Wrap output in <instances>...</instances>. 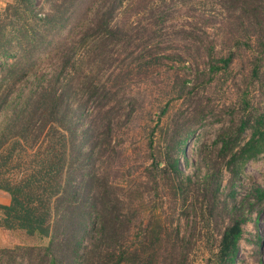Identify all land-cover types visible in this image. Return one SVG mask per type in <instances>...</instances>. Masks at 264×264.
I'll use <instances>...</instances> for the list:
<instances>
[{
	"label": "trees",
	"instance_id": "obj_1",
	"mask_svg": "<svg viewBox=\"0 0 264 264\" xmlns=\"http://www.w3.org/2000/svg\"><path fill=\"white\" fill-rule=\"evenodd\" d=\"M205 7L253 31L247 39L254 44L249 76L261 81L264 0H13L0 10V191L10 196L9 205H0V228L38 239L37 246L15 248L23 250L26 264H185L188 240L176 236L171 246L152 248L163 233L133 222L125 199L115 192L117 184L99 175L97 163L98 155L115 146L122 117L133 112H115L126 95L125 79L134 70L165 61L173 65L178 55L155 46L176 42L206 62L200 68L194 60L196 72L176 94V100L193 107L189 118L176 114L156 153L153 139L148 142L146 179L175 203L182 201V211L187 199H200L203 220L217 231L212 237L216 252L206 264H235L243 225L253 214L258 218L264 203L259 186L237 191L246 165L264 157V106L240 94L238 107L218 120L222 125L210 146L195 148L192 174L181 169V161L189 165L185 147L194 125L203 127L209 115L208 105L197 98L233 62V52L218 55L209 20L187 22L188 8ZM167 30L174 31L168 40ZM240 37L234 38L236 44ZM167 112L168 104L158 121ZM157 222L168 230L167 220ZM134 230L150 235L151 244L146 237L132 241ZM11 253L0 249V264H23Z\"/></svg>",
	"mask_w": 264,
	"mask_h": 264
},
{
	"label": "rangeland",
	"instance_id": "obj_2",
	"mask_svg": "<svg viewBox=\"0 0 264 264\" xmlns=\"http://www.w3.org/2000/svg\"><path fill=\"white\" fill-rule=\"evenodd\" d=\"M186 16H188V23H193L202 17L211 22L214 30L209 29L208 32L216 42V51L219 56H226L229 51L233 52V62L227 70L228 72L216 75L212 82L203 87L197 98V101L208 105L206 114L209 115H206L202 122L203 127L198 128L194 125L196 132L185 147V157L189 165L186 167L184 161H181V169L187 174H192L198 158L195 150L202 143L207 148L210 146L215 132L222 125V122L218 120H223V113L234 111L233 108L238 107L237 101L240 94L246 93L248 99H251L253 103L264 106V74L261 76V81L250 78L254 44L253 42L248 43L247 39L253 31H244L235 26L233 24L235 17L227 13H214L210 7L194 10L188 8ZM172 31H164V34H167L166 40ZM236 37L241 38L238 44L234 40ZM248 44L250 46L253 44L252 48L248 47ZM161 48H165L161 52L178 55V59L173 60V65L170 61H165L167 63L157 67L143 71L134 70L132 75L125 79L123 85L126 95L123 98L122 107L115 112L121 116L128 110L132 109L133 112L128 117L123 116L118 123L114 133L115 146L112 150L109 149L106 153L98 155L99 175H102L105 180L117 184L115 192L120 198L125 199V210L135 224L142 221V227L145 228L147 225L150 232L161 230L159 232L163 233V238L159 243L154 241L155 244L152 248L169 247L177 236L180 240H188L184 244L188 254L185 264H206L208 258L216 252L212 237L217 231L212 232V226L208 227L206 221L203 220L199 211L200 199L197 198L193 202L187 199L185 209L182 211V201L175 203L171 195L169 196L162 189L156 190L155 186L151 184V179L149 177L148 180L146 179L149 176L147 169L151 167L148 142L153 139V149L156 153L163 143L166 131L169 130L170 121L175 119L176 114L181 112L183 113L182 119L189 118L193 107H186L182 104V100H176V94L184 81L191 80L192 75L196 72L194 60H197L200 68H204L203 63L206 62V59L202 54L196 56L190 54L181 42L155 46L157 50ZM128 62H131V59H127ZM117 66H119L118 63ZM166 104H168V112L161 117V121H158L159 113ZM244 175V178L238 183L243 187L240 189L238 186L237 191L244 192L251 186H259L264 189V157L256 162H249ZM226 181L227 173L224 172L221 188H226ZM106 194L111 199L115 197L111 193ZM190 204H195L193 207H196L195 220ZM261 209L257 219L253 214L250 221L243 225L244 232L239 242V253L235 264H264V203ZM152 216L156 218L152 219ZM158 218L160 221L167 220L168 224L173 227L169 225L166 230L162 224L157 222ZM193 226L195 229L191 230ZM176 229L178 233H176ZM143 237H146V240L149 238L147 244L149 245V242L151 244L150 235L140 236L139 231H132V241L137 243ZM38 244L39 241L35 236H28L22 230L0 228V249L12 250L11 254L14 256L15 262L26 264L22 257L23 250L15 248L37 246ZM44 244L45 242H42L41 245ZM176 244H180L178 240ZM148 245H146L147 248ZM152 248L150 247L148 250ZM147 264L153 263L148 260Z\"/></svg>",
	"mask_w": 264,
	"mask_h": 264
},
{
	"label": "crops",
	"instance_id": "obj_3",
	"mask_svg": "<svg viewBox=\"0 0 264 264\" xmlns=\"http://www.w3.org/2000/svg\"><path fill=\"white\" fill-rule=\"evenodd\" d=\"M13 0H0V10L3 9L6 4L12 2ZM10 203V196L3 192V191H0V205H3V206H6V205H9Z\"/></svg>",
	"mask_w": 264,
	"mask_h": 264
}]
</instances>
